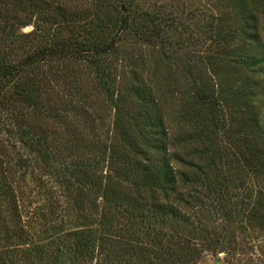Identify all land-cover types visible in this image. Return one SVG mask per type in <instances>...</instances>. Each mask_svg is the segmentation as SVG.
<instances>
[{"label": "trees", "instance_id": "obj_1", "mask_svg": "<svg viewBox=\"0 0 264 264\" xmlns=\"http://www.w3.org/2000/svg\"><path fill=\"white\" fill-rule=\"evenodd\" d=\"M75 1L82 7L68 13L49 0H0V264H220L219 254L238 251L223 245L227 224L264 221L262 209L249 217L243 199L231 203L264 177V162L250 136L232 146L244 170L211 142L204 107L226 109L237 90L212 63L244 64L264 79V55L232 50L233 34L210 14L202 33L218 56H207L203 83L180 91L178 110L176 90L135 72L132 85L121 79L134 23L143 27L132 38L159 40L177 27L172 15L145 12L141 0ZM258 91L264 97V85ZM169 111L181 136L170 132Z\"/></svg>", "mask_w": 264, "mask_h": 264}, {"label": "rangeland", "instance_id": "obj_2", "mask_svg": "<svg viewBox=\"0 0 264 264\" xmlns=\"http://www.w3.org/2000/svg\"><path fill=\"white\" fill-rule=\"evenodd\" d=\"M140 3L141 9L145 12H156L160 14L161 18L172 15L170 18L175 19L177 27L166 25L167 32L162 34L159 40L147 38L139 41L137 35L136 39L139 44H135L134 41L136 39L132 38L137 32L135 27L138 26V29L143 27L140 21H135V27L132 29L130 36L126 37L127 41L123 44L126 55L123 61L121 79H126V85L130 86L133 83L132 76L135 72L155 84L164 85L166 89L170 87L172 91L176 90L174 91L175 93L172 92L170 94V98L173 95L178 105V110L179 106L184 104L180 91L183 93L184 91L188 92L195 88V84L203 83L207 79L206 75L210 73L209 68H212L209 64L213 62L212 60H207V56H218L217 50L212 48L215 42L208 40L211 35L205 37V34L202 33L204 27L207 26L210 14L219 17L222 20V29L233 34L230 42L232 50L238 47L240 52L246 49L248 52L245 54L264 55L263 1L141 0ZM51 4H54V8L61 6L62 12L67 11L68 13L78 12V8L82 7L75 0H49V5ZM49 13L52 14L54 11L49 10ZM197 24L201 27H197ZM32 30L33 27L28 26L24 29V32ZM212 64L214 68H219L227 87L235 86L237 90L235 89L234 94L236 99L231 101L226 109H223V107L216 108L217 110L214 112L210 106L205 105L204 113L201 112L204 114V118L210 119L214 124V128H216L214 133L209 131V135L213 138L211 142L215 140L220 146H225L227 150L231 151L232 156L236 155L239 159L238 167L241 166L244 170V164L240 162V147L234 148L232 146L237 140H242L240 142L242 144L245 142V136H250L251 144H254L253 146L257 150L256 155L263 157L264 162V138H260L261 136L256 134L258 130L262 132L264 130V97L258 91V88L264 85V79L258 74H255L257 77L254 79L250 78L249 69L244 64L229 63L228 61H215ZM249 64H252L251 61H249ZM171 67L172 70L168 78L170 84L166 82L164 84L165 71L170 70ZM154 71L157 72V76L153 77V81L151 73ZM183 72H191L193 78L186 80ZM208 81L209 88H211V80L208 79ZM212 82L213 88L214 86L216 87L217 83L214 77ZM250 92L254 97L252 99L244 95ZM254 113L260 114L257 130L256 127L252 126L254 124ZM175 116L176 111L175 113L169 111L167 115L168 125L171 128L170 132H172V136H181L182 125L177 124L179 121H174ZM190 133L193 134L194 132L190 131ZM204 136L209 141L208 134ZM255 136L259 137L255 138ZM0 138L2 139L3 137L0 136ZM178 149L182 150V147ZM197 149L200 150V146H197ZM10 152H12V148H10ZM175 166L176 168L183 167L178 163ZM238 182L239 180L235 183L237 188ZM249 183V187H240L238 188L239 191L235 190L231 194V203L237 202L239 207H242L243 199L246 203L243 208L248 209L246 212L250 211L249 217H253L254 211L251 210L252 208L256 211L261 209L264 211V177L258 181L255 179L249 180ZM250 192H252V200L249 204L247 195ZM260 203H263V205H259ZM262 215L264 217V212ZM212 226L222 228L224 222L218 221L216 224L213 223ZM226 226L223 232L225 233L226 231L228 233L229 241L226 242L227 244L223 243V245L225 244L229 248L231 241H234L231 246L238 249V251L235 252L230 249L226 253L219 254L217 258L224 264H264V221L255 223L254 220L247 219L241 228H239L237 222ZM218 230L220 231V229ZM240 245H244L243 249ZM206 264H214L213 258L208 257Z\"/></svg>", "mask_w": 264, "mask_h": 264}, {"label": "water", "instance_id": "obj_3", "mask_svg": "<svg viewBox=\"0 0 264 264\" xmlns=\"http://www.w3.org/2000/svg\"><path fill=\"white\" fill-rule=\"evenodd\" d=\"M220 264H224L223 262H220Z\"/></svg>", "mask_w": 264, "mask_h": 264}]
</instances>
